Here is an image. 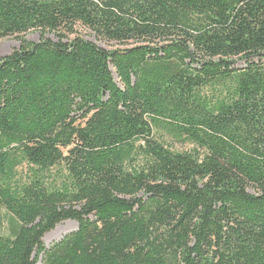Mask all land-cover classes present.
Instances as JSON below:
<instances>
[{"label":"trees","instance_id":"obj_1","mask_svg":"<svg viewBox=\"0 0 264 264\" xmlns=\"http://www.w3.org/2000/svg\"><path fill=\"white\" fill-rule=\"evenodd\" d=\"M77 23L133 44L43 35ZM31 30L0 57V264H264V0H0V39Z\"/></svg>","mask_w":264,"mask_h":264},{"label":"rangeland","instance_id":"obj_2","mask_svg":"<svg viewBox=\"0 0 264 264\" xmlns=\"http://www.w3.org/2000/svg\"><path fill=\"white\" fill-rule=\"evenodd\" d=\"M43 35L46 38H51L54 40H57L58 38H63L66 41H71L75 37H82L108 50H112L116 48H125L133 44V42L119 44L114 41H108L103 38H100L91 29H89L88 27L84 26L81 23L75 24L72 32L61 30L55 34L46 32ZM41 37H42V32L40 30H31L19 35L2 38L0 39V57L12 53L16 49H19L23 39L26 41H39ZM234 61H235V66L238 68L244 67L246 65V61L241 57L235 58ZM114 75L116 78L115 71H114ZM156 136L161 140H164V142H166L167 144L171 145L172 149L174 150L192 151L193 148L192 145H189L187 143L177 142L162 130L156 131ZM26 170H27L26 166L19 168L18 175L24 176ZM56 172H57V168H54L52 170V174H56ZM14 220L15 219L12 213H10L6 208L0 207V233L4 235H8L10 231L11 223ZM77 228H78V222L75 220L61 221L52 230L48 231L44 235L43 237L44 244L46 246H49L53 242L60 240L63 236L76 230Z\"/></svg>","mask_w":264,"mask_h":264}]
</instances>
